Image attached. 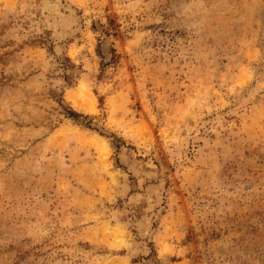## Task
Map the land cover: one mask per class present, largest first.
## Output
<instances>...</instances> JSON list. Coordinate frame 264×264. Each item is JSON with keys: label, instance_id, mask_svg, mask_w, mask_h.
<instances>
[{"label": "rangeland", "instance_id": "obj_1", "mask_svg": "<svg viewBox=\"0 0 264 264\" xmlns=\"http://www.w3.org/2000/svg\"><path fill=\"white\" fill-rule=\"evenodd\" d=\"M0 264H264V0H0Z\"/></svg>", "mask_w": 264, "mask_h": 264}, {"label": "trees", "instance_id": "obj_2", "mask_svg": "<svg viewBox=\"0 0 264 264\" xmlns=\"http://www.w3.org/2000/svg\"><path fill=\"white\" fill-rule=\"evenodd\" d=\"M67 114H68L69 116H71V117H74V118L77 117V116H80V115H81L80 113L74 111L73 109H69V110L67 111Z\"/></svg>", "mask_w": 264, "mask_h": 264}]
</instances>
